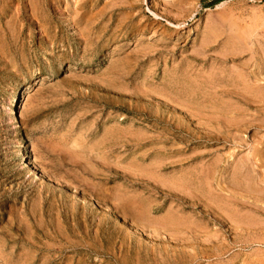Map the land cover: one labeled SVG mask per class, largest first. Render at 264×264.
Returning <instances> with one entry per match:
<instances>
[{
    "label": "rangeland",
    "instance_id": "1",
    "mask_svg": "<svg viewBox=\"0 0 264 264\" xmlns=\"http://www.w3.org/2000/svg\"><path fill=\"white\" fill-rule=\"evenodd\" d=\"M211 2L0 0V264H264V0Z\"/></svg>",
    "mask_w": 264,
    "mask_h": 264
},
{
    "label": "trees",
    "instance_id": "2",
    "mask_svg": "<svg viewBox=\"0 0 264 264\" xmlns=\"http://www.w3.org/2000/svg\"><path fill=\"white\" fill-rule=\"evenodd\" d=\"M223 0H212L211 4H218L220 2H222Z\"/></svg>",
    "mask_w": 264,
    "mask_h": 264
},
{
    "label": "bare ground",
    "instance_id": "3",
    "mask_svg": "<svg viewBox=\"0 0 264 264\" xmlns=\"http://www.w3.org/2000/svg\"><path fill=\"white\" fill-rule=\"evenodd\" d=\"M253 62V61H252ZM15 93V92H14ZM14 101H15V99H14ZM15 103H16V101H15ZM257 106V105H256ZM16 112V111H15ZM239 120V119H238ZM214 121V120H213ZM224 122V121H223ZM229 128V127H228ZM226 129V128H225ZM26 147V146H25ZM137 211V210H136Z\"/></svg>",
    "mask_w": 264,
    "mask_h": 264
}]
</instances>
